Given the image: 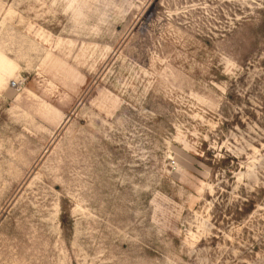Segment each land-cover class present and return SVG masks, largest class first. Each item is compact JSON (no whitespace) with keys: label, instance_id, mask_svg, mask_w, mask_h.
I'll return each mask as SVG.
<instances>
[{"label":"rangeland","instance_id":"374dc122","mask_svg":"<svg viewBox=\"0 0 264 264\" xmlns=\"http://www.w3.org/2000/svg\"><path fill=\"white\" fill-rule=\"evenodd\" d=\"M0 264H264V0H0Z\"/></svg>","mask_w":264,"mask_h":264},{"label":"built area","instance_id":"2783aa9c","mask_svg":"<svg viewBox=\"0 0 264 264\" xmlns=\"http://www.w3.org/2000/svg\"><path fill=\"white\" fill-rule=\"evenodd\" d=\"M12 86L17 87V82H14Z\"/></svg>","mask_w":264,"mask_h":264},{"label":"trees","instance_id":"16d2710c","mask_svg":"<svg viewBox=\"0 0 264 264\" xmlns=\"http://www.w3.org/2000/svg\"><path fill=\"white\" fill-rule=\"evenodd\" d=\"M64 218V217H63ZM65 219L63 220V223H64Z\"/></svg>","mask_w":264,"mask_h":264}]
</instances>
